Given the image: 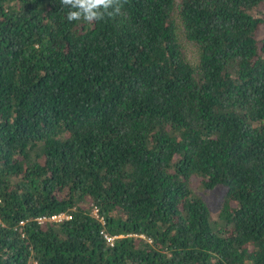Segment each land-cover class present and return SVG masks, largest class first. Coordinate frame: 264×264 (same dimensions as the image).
I'll list each match as a JSON object with an SVG mask.
<instances>
[{
	"label": "trees",
	"instance_id": "1",
	"mask_svg": "<svg viewBox=\"0 0 264 264\" xmlns=\"http://www.w3.org/2000/svg\"><path fill=\"white\" fill-rule=\"evenodd\" d=\"M67 11L0 0V264H264V0Z\"/></svg>",
	"mask_w": 264,
	"mask_h": 264
},
{
	"label": "clouds",
	"instance_id": "2",
	"mask_svg": "<svg viewBox=\"0 0 264 264\" xmlns=\"http://www.w3.org/2000/svg\"><path fill=\"white\" fill-rule=\"evenodd\" d=\"M60 3L68 9V22L83 20L91 24L119 15L127 0H60Z\"/></svg>",
	"mask_w": 264,
	"mask_h": 264
},
{
	"label": "rangeland",
	"instance_id": "3",
	"mask_svg": "<svg viewBox=\"0 0 264 264\" xmlns=\"http://www.w3.org/2000/svg\"><path fill=\"white\" fill-rule=\"evenodd\" d=\"M260 11L262 12L263 10L260 9ZM263 31V26H260L256 32L257 40H260L262 38ZM180 41L182 42L184 55L186 56L187 60L193 65L196 64L198 56L197 47L190 41H187L182 34H180ZM192 187L194 191L199 194L206 202L210 210L211 218L213 220L217 219L218 212L225 197V188L222 186H217L213 189L205 190L200 187L198 178H192Z\"/></svg>",
	"mask_w": 264,
	"mask_h": 264
},
{
	"label": "built area",
	"instance_id": "4",
	"mask_svg": "<svg viewBox=\"0 0 264 264\" xmlns=\"http://www.w3.org/2000/svg\"><path fill=\"white\" fill-rule=\"evenodd\" d=\"M63 218H68V216L65 215V214H54V215L49 216V217H45V216L39 217V218H37V220H38L39 222L47 221V220H48V221H60V220L63 219ZM22 223H23V222L21 221L20 224H22ZM105 237H106L108 240L111 239V238L107 237L106 235H105Z\"/></svg>",
	"mask_w": 264,
	"mask_h": 264
}]
</instances>
